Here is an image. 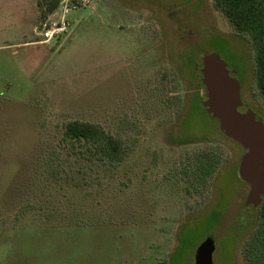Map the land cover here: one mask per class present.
<instances>
[{
    "label": "rangeland",
    "instance_id": "374dc122",
    "mask_svg": "<svg viewBox=\"0 0 264 264\" xmlns=\"http://www.w3.org/2000/svg\"><path fill=\"white\" fill-rule=\"evenodd\" d=\"M49 2L0 0V264H195L209 236L215 264H250L244 150L194 69L219 54L264 121L248 34L215 0ZM71 120L117 137L119 157L66 138Z\"/></svg>",
    "mask_w": 264,
    "mask_h": 264
},
{
    "label": "water",
    "instance_id": "95a60500",
    "mask_svg": "<svg viewBox=\"0 0 264 264\" xmlns=\"http://www.w3.org/2000/svg\"><path fill=\"white\" fill-rule=\"evenodd\" d=\"M199 68V65H196ZM200 73L207 112L219 122L225 136L240 144L244 153L239 175L249 184L246 206L258 207L264 199V121L252 109L241 111V83L236 70H230L217 53L201 58ZM216 240L207 237L197 248L195 264H215Z\"/></svg>",
    "mask_w": 264,
    "mask_h": 264
},
{
    "label": "trees",
    "instance_id": "16d2710c",
    "mask_svg": "<svg viewBox=\"0 0 264 264\" xmlns=\"http://www.w3.org/2000/svg\"><path fill=\"white\" fill-rule=\"evenodd\" d=\"M60 1L51 0L48 4V12H53ZM215 5L224 13L236 30L246 33L250 37L255 51L257 85L264 98V0H215ZM194 69L197 82L195 95L203 102L205 97L201 93L204 88L201 81L202 75L198 69ZM221 133L224 134L222 131ZM64 134L70 140L92 143L104 157L115 159L121 154V141L99 124L89 121L71 120L66 124ZM232 141L235 142L234 140ZM235 143L238 144L237 142ZM238 145L241 146L240 144ZM200 160L199 168L202 174H212L215 169L213 157L210 154H204ZM247 185L249 188L248 183ZM255 209L258 212V223L245 242L243 254L250 264H264V199L260 206ZM158 264L164 263L159 262Z\"/></svg>",
    "mask_w": 264,
    "mask_h": 264
},
{
    "label": "built area",
    "instance_id": "2783aa9c",
    "mask_svg": "<svg viewBox=\"0 0 264 264\" xmlns=\"http://www.w3.org/2000/svg\"><path fill=\"white\" fill-rule=\"evenodd\" d=\"M55 32H53V28L50 27V28H47V24H45V27L43 29V31L41 32V34L44 36V37H47V38H52L53 35H54Z\"/></svg>",
    "mask_w": 264,
    "mask_h": 264
},
{
    "label": "flooded vegetation",
    "instance_id": "af4514ba",
    "mask_svg": "<svg viewBox=\"0 0 264 264\" xmlns=\"http://www.w3.org/2000/svg\"><path fill=\"white\" fill-rule=\"evenodd\" d=\"M233 71V70H232ZM236 75H237V73H236ZM237 77V76H236ZM242 87V86H241ZM243 100V99H242ZM247 105V103L245 102V101H243V105H242V107H241V109L242 108H244L245 106ZM249 109V108H248Z\"/></svg>",
    "mask_w": 264,
    "mask_h": 264
}]
</instances>
